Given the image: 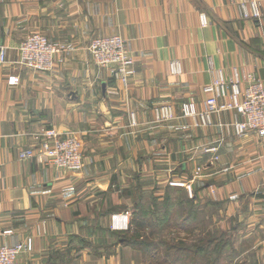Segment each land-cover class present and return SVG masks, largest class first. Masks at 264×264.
<instances>
[{"label": "crops", "instance_id": "0c3cea01", "mask_svg": "<svg viewBox=\"0 0 264 264\" xmlns=\"http://www.w3.org/2000/svg\"><path fill=\"white\" fill-rule=\"evenodd\" d=\"M239 2L0 0V43L7 47L0 70V246L31 242L16 264H152L149 251L126 239H154V212L142 201L169 205L177 193L182 213L193 209L189 221L208 210L216 232H226L235 248L246 244L227 264H264V141L253 132L228 133L239 120L233 112L215 115L205 128L184 118L154 122L162 105L180 116L192 99L202 111L212 70L230 78L236 68L264 83V7L258 24L242 19ZM201 15L209 19L205 27ZM32 33L66 45L54 71L16 64L18 45ZM113 35L129 52L126 85L97 68L88 52L92 40ZM173 61L181 64L178 76L170 74ZM9 77L18 84L8 85ZM45 129L81 141L80 172L19 159ZM126 212L128 229H112L110 217Z\"/></svg>", "mask_w": 264, "mask_h": 264}, {"label": "built area", "instance_id": "2783aa9c", "mask_svg": "<svg viewBox=\"0 0 264 264\" xmlns=\"http://www.w3.org/2000/svg\"><path fill=\"white\" fill-rule=\"evenodd\" d=\"M263 7L264 0H241L238 3L242 19L253 18L258 24H261ZM200 23L205 27L209 19L201 15ZM16 50L19 54L17 65L41 73L52 72L56 65H62V54L67 51L64 45L49 42L39 34L27 37ZM6 51L7 48L0 45V70L6 63ZM88 52L97 68L109 70L115 80L123 85L127 84V67L130 59L125 39L120 36L95 39L91 42ZM181 73V64L177 61L171 62L170 74L178 76ZM18 82L17 77H10L7 84L13 86ZM202 93L204 95L202 111L195 110L192 99L182 104L180 116L171 105H162L154 109V122L162 124L184 118L189 119L194 127L204 128L212 125L215 115L233 112L239 120H235L231 126H226L228 133L232 132L235 136L242 137L253 132L264 141V83L255 75L243 76L238 69L233 68L232 76L227 78L222 69L212 70L211 79L202 87ZM130 119L132 124H135L133 114ZM36 139L37 147L21 151L19 159H33L41 165L52 166L68 173L82 170V145L74 133L45 129L36 135ZM207 151L215 153L216 149L211 148ZM213 159L216 161L218 158L215 156ZM128 220V213L111 217L115 229H126ZM5 234H11V231H6ZM30 250V240L2 245L0 264H16L17 257Z\"/></svg>", "mask_w": 264, "mask_h": 264}, {"label": "rangeland", "instance_id": "374dc122", "mask_svg": "<svg viewBox=\"0 0 264 264\" xmlns=\"http://www.w3.org/2000/svg\"><path fill=\"white\" fill-rule=\"evenodd\" d=\"M34 34H39V33L29 34L26 36V38L31 36V35H34ZM113 36H119V35H113ZM107 37H111V36H107ZM100 38H105V37H100ZM96 39H99V38H96ZM55 43H57V42H55ZM59 44H61V43H59ZM0 45H3V44L0 43ZM62 45H64V44H62ZM3 46H5V45H3ZM64 46L66 47V45H64ZM17 55H18V59H17V62H18V60H19L18 51H17ZM30 71L33 73H38V71H32V70H30ZM9 78H8V80H9ZM8 80H7V83H8ZM198 128H200V127H198ZM173 185H176V187L181 188V187H179L181 184L178 182H175ZM188 192H189V189H188ZM174 195L175 196H174L173 202L171 201L170 205H168L167 203L160 204L157 202H154L152 204H150V202H149L147 204L146 199H144L142 201V205L144 207H146V205H148V208L154 212V217L156 219L155 226L153 227V229L155 231L152 232V234H155L154 239L150 238L148 240V243H147V245H150L149 253L153 256L150 258L152 264H173L174 262H173V260H171L173 257H166L167 248H165L163 246V243H165V244L167 243L168 247H174L175 249H177V247L179 246L178 243L180 241H182L183 239L184 240L182 242L185 243V245H187V246H190V245L191 246H193V245L199 246V245H204L208 241V237H209V238L214 240V242L212 243L213 249L215 248V245L217 243L220 245L221 243H225L228 241L227 247L221 251L222 256H221V259L219 261L220 264H227V263L231 262V260L234 259L232 257L243 252V250L246 247V244H243L242 242H239V246H237V248H235L236 242L231 241V246L228 247V245L230 244V242H229L230 240L228 239L226 232L221 231L220 228H219L220 230H218V232H216L215 226L210 223L208 210H205L203 212V215H202L203 218L201 215L198 216L197 222H191V220L189 221V219L192 218V216H191L192 212L191 211H193V209L189 208L187 206L186 211L182 213L180 205L182 203L183 195H181L179 193L174 194ZM170 206H171V208H170ZM165 208L169 209V211L167 213L165 211ZM126 213H128L129 219H130V213L129 212H126ZM126 213H124V214H126ZM121 215H123V214H121ZM182 215L187 217L186 222H188V223L183 224L182 222H180ZM111 217H110V222L112 224ZM158 219L160 220L159 224L157 221ZM118 224H120V223H118ZM128 225H129V220H128ZM128 225H127L126 229H115L113 227V225L111 226V228L114 230H118V231H126L128 229ZM138 236H128L126 240L130 241L131 239H135ZM139 239H141V238H139ZM220 248H221V246H220ZM235 249H237V250H235ZM212 252H213L212 256L214 259V257L217 255V253H216V250H213ZM170 254L174 255V252L172 251Z\"/></svg>", "mask_w": 264, "mask_h": 264}, {"label": "trees", "instance_id": "16d2710c", "mask_svg": "<svg viewBox=\"0 0 264 264\" xmlns=\"http://www.w3.org/2000/svg\"><path fill=\"white\" fill-rule=\"evenodd\" d=\"M165 204V203H164ZM170 205V204H169ZM172 206V205H171ZM170 206V208H171ZM166 213L169 211V209L165 208ZM144 214V212L142 211ZM158 224L160 223V220L158 219ZM136 226L139 224L135 223ZM143 224L140 223L138 227L142 226ZM155 226V225H154ZM152 226L150 229L152 232L155 230ZM140 237H137L135 239H131L130 241H127V243L132 246L136 247L140 250L149 251L150 245H147L148 239L144 236L142 239H139ZM214 242L213 239L208 237V241L204 245L199 246H187L185 243L180 241L178 244L179 246L177 249L174 247H168V244L163 243V246L167 248L166 257H173L171 260H173V264H220L219 261L221 259V251L227 247L228 241L225 243H221L220 245L217 243L215 245V248L210 250V245ZM230 244L228 247L231 246V241H229ZM182 246V247H181ZM221 246V248H220ZM186 247V248H185ZM216 250L217 255L214 257L212 256V251ZM174 252V255H171V252Z\"/></svg>", "mask_w": 264, "mask_h": 264}]
</instances>
